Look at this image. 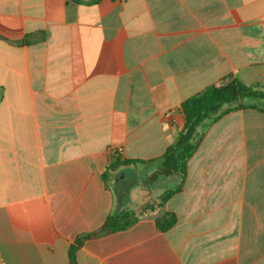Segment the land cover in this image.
Segmentation results:
<instances>
[{
	"label": "crops",
	"instance_id": "obj_1",
	"mask_svg": "<svg viewBox=\"0 0 264 264\" xmlns=\"http://www.w3.org/2000/svg\"><path fill=\"white\" fill-rule=\"evenodd\" d=\"M229 76L264 87V0H0L3 263L69 264L75 238L125 210L137 222L84 241L75 264H264V112L199 125L161 209L143 211L175 174L106 172L161 157L180 104Z\"/></svg>",
	"mask_w": 264,
	"mask_h": 264
},
{
	"label": "trees",
	"instance_id": "obj_2",
	"mask_svg": "<svg viewBox=\"0 0 264 264\" xmlns=\"http://www.w3.org/2000/svg\"><path fill=\"white\" fill-rule=\"evenodd\" d=\"M246 98L264 99V91L257 89L255 86H246L230 76L221 80L219 85L207 86L180 104L179 111L183 118L182 126L179 128L174 142L167 146L161 157L148 161H119L116 158L106 168V172L119 166L147 164L153 167L160 166L167 169L169 174H175L179 178L177 184L166 189L158 197L157 202L148 205L145 210L161 209L173 195L179 193L183 188L187 162L197 150L202 139L201 136L194 140V133L199 125L205 122L206 128H208L223 116L238 110L253 109L264 112V106L244 103L243 99ZM137 220L138 218L134 214L125 210L109 215L99 229L75 238L68 250L69 264H75L76 252L84 241L125 231L132 227ZM175 223L176 216L170 212H163L155 219V227L160 232H166Z\"/></svg>",
	"mask_w": 264,
	"mask_h": 264
},
{
	"label": "rangeland",
	"instance_id": "obj_3",
	"mask_svg": "<svg viewBox=\"0 0 264 264\" xmlns=\"http://www.w3.org/2000/svg\"><path fill=\"white\" fill-rule=\"evenodd\" d=\"M250 86H255L257 89H259L261 91H264V87H262L261 85H259L257 83H251ZM243 102L244 103H252V104H255L257 106H264V99H251V98H246V99H243ZM158 168H159V170L156 171V173H154V178H157L158 177V178L162 179L163 177L162 176L160 177V175H159L160 172H161V168L162 167L159 166ZM134 170H135V176L138 179L137 180V183L140 184V183L147 182V177H146V170H147V168H145L144 166H140V167L135 168ZM130 171H123V173H121L119 175L121 177V179H120V185L121 186L127 185V184L130 183V181H131L130 176H132V169ZM162 171H163V173L164 172H168V170L167 169H164V168H162ZM122 176H124V177H122ZM163 185H164V187H166V189L173 187L172 184H169V185L163 184ZM147 206L148 205L144 206L143 211L146 209Z\"/></svg>",
	"mask_w": 264,
	"mask_h": 264
},
{
	"label": "built area",
	"instance_id": "obj_4",
	"mask_svg": "<svg viewBox=\"0 0 264 264\" xmlns=\"http://www.w3.org/2000/svg\"><path fill=\"white\" fill-rule=\"evenodd\" d=\"M0 264H4L3 261H2V259H1V257H0Z\"/></svg>",
	"mask_w": 264,
	"mask_h": 264
}]
</instances>
